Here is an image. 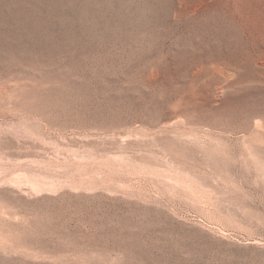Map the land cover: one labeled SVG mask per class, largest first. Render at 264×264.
<instances>
[{"label": "rangeland", "instance_id": "1", "mask_svg": "<svg viewBox=\"0 0 264 264\" xmlns=\"http://www.w3.org/2000/svg\"><path fill=\"white\" fill-rule=\"evenodd\" d=\"M0 264H264V0H0Z\"/></svg>", "mask_w": 264, "mask_h": 264}]
</instances>
